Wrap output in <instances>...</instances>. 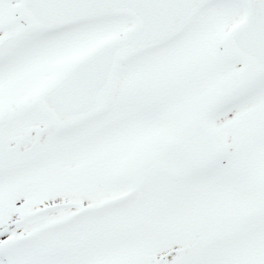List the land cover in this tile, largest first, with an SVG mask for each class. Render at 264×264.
<instances>
[{
	"label": "snow or ice",
	"instance_id": "1",
	"mask_svg": "<svg viewBox=\"0 0 264 264\" xmlns=\"http://www.w3.org/2000/svg\"><path fill=\"white\" fill-rule=\"evenodd\" d=\"M0 264H264V0H0Z\"/></svg>",
	"mask_w": 264,
	"mask_h": 264
}]
</instances>
